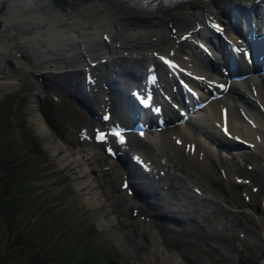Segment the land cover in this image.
<instances>
[{
	"label": "bare ground",
	"instance_id": "6f19581e",
	"mask_svg": "<svg viewBox=\"0 0 264 264\" xmlns=\"http://www.w3.org/2000/svg\"><path fill=\"white\" fill-rule=\"evenodd\" d=\"M61 1L57 4L56 0H0L2 91H9L27 75L73 68L77 73L84 71L90 78L89 88L99 87L100 102L94 104L104 112L112 101V72H132L129 64L114 61L115 58L127 55L131 61L135 57L144 59V69L152 70L161 62V56H170L187 68L204 74V85L218 80L224 82L226 89L219 90L220 94L215 97L199 92L197 101L205 102L201 108L203 112H191L183 121L177 120L180 114L167 99V115L177 126L170 132H157L153 136L154 144L173 149L184 147L187 154L201 160L208 171L220 164L219 146L235 165H239V146L244 141L259 151L264 161V73L250 68L251 60L243 51L239 54V64L244 75L239 79L229 77L221 58L215 54L217 49L214 48L213 56L221 72L200 57L195 45V39L209 35L207 21L222 24V32L230 41L243 43V38L223 13L226 4L219 0H194L163 10L138 13L131 8L112 5L107 0ZM248 1L243 0V3ZM252 15L256 19L255 14ZM212 37L215 41L218 35L214 33ZM21 51L26 53L23 57ZM8 57H12V62ZM169 67L164 65L165 69ZM163 70L160 69V86L156 87L161 90L160 96L164 95L162 91L178 94L175 87L179 88V85L174 86L172 77L164 74L168 70ZM117 89L121 91L119 87ZM41 90L37 84L30 95V120L35 123L51 154L69 167L76 189L91 208L99 227L111 232V239L125 252L134 250L142 241H150L155 252H139V257L162 262L159 256H168L175 264L183 263L180 253L164 243L157 220L164 217V212L155 199L144 198L145 194L153 195L157 191L154 186L144 190L141 168L128 158L129 151L124 149L123 154L117 155L118 163L112 158L106 159L95 140L91 144L86 141L70 143L62 138L50 127L40 108ZM130 112L132 107L126 108L124 115L128 116ZM222 125L227 127V134L221 131ZM141 141L147 144L144 139ZM139 152L134 154L148 161L149 158L142 157ZM208 174L205 172L204 176ZM126 179H129L126 187L134 188L131 193L123 187ZM174 188L179 185L175 184ZM131 207L136 208L137 217H132ZM260 264H264V258Z\"/></svg>",
	"mask_w": 264,
	"mask_h": 264
},
{
	"label": "rangeland",
	"instance_id": "374dc122",
	"mask_svg": "<svg viewBox=\"0 0 264 264\" xmlns=\"http://www.w3.org/2000/svg\"><path fill=\"white\" fill-rule=\"evenodd\" d=\"M22 52L23 57L26 53ZM135 58L131 61L125 55L114 61L129 64L134 71L144 68L146 61ZM157 66L163 69L160 63ZM118 73L112 72L110 77ZM84 74L68 67L51 69L43 75L25 76L7 92L0 88V190L12 182L21 191V210L16 220L19 229L24 228L23 241L4 248L5 222L0 215V256L4 264H27V253L50 247L46 257L43 255L35 264H60L68 258L69 264H175L168 256H159L162 262L139 257V252H155L150 241H142L134 250H121L111 239V232L99 227L91 208L79 195L69 167L51 154L30 120V95L39 84V105L50 127L70 143H93L89 136L98 119L89 113L84 102L98 111L100 92L83 90ZM134 81L128 78L122 83L125 92ZM115 93L117 96L111 93L109 109L114 118L129 122L124 115L127 107L122 106L123 99L117 98H121L119 91ZM169 124L150 133L152 142L157 132H170L177 126ZM147 135V144L132 135L125 146L130 152L140 151L149 158L150 170L142 171L138 166L142 186L146 191L154 186L158 195L155 200L163 212L178 216L174 221L164 215L157 220L165 245L180 253V264H259L264 258V161L260 152L239 149L240 162L235 165L219 146L220 164L208 171L184 147L154 146ZM97 146L105 152L101 143ZM105 155L110 159L106 152ZM116 158L112 159L119 163ZM205 172L209 174L204 176ZM175 184L179 188H174ZM135 210L131 207L132 217L139 214ZM41 214L44 218L36 220ZM51 236L57 237L54 248L46 244ZM42 259L45 261L39 262Z\"/></svg>",
	"mask_w": 264,
	"mask_h": 264
},
{
	"label": "trees",
	"instance_id": "16d2710c",
	"mask_svg": "<svg viewBox=\"0 0 264 264\" xmlns=\"http://www.w3.org/2000/svg\"><path fill=\"white\" fill-rule=\"evenodd\" d=\"M0 164L2 161L0 160ZM15 180V177H14ZM13 181V180H12ZM5 182V181H4ZM6 185V182L4 183ZM9 187L0 190V215L4 217L5 222V243L4 248L9 247L12 244H19L23 241L24 238V228L19 229L18 221L16 220V216L21 210V202H22V193L19 189H16L15 186L10 182L8 184ZM44 218V214L37 215L36 220H41ZM56 236H51L48 238L46 244L51 245L52 248L55 246ZM50 247H47L45 251H40V249L35 250L32 253H27V264H35L38 259H40L43 255L46 257L48 250ZM69 259L64 260L60 264H69ZM94 257L92 258V260ZM45 259H42L39 262L43 263ZM0 264H4L2 257L0 256ZM40 264V263H39ZM83 264H88L85 261Z\"/></svg>",
	"mask_w": 264,
	"mask_h": 264
},
{
	"label": "water",
	"instance_id": "95a60500",
	"mask_svg": "<svg viewBox=\"0 0 264 264\" xmlns=\"http://www.w3.org/2000/svg\"><path fill=\"white\" fill-rule=\"evenodd\" d=\"M56 1H57L59 4H61V2H62L61 0H56ZM10 62H11V61H10Z\"/></svg>",
	"mask_w": 264,
	"mask_h": 264
},
{
	"label": "snow or ice",
	"instance_id": "6c2138e0",
	"mask_svg": "<svg viewBox=\"0 0 264 264\" xmlns=\"http://www.w3.org/2000/svg\"><path fill=\"white\" fill-rule=\"evenodd\" d=\"M100 138L103 139V134H101Z\"/></svg>",
	"mask_w": 264,
	"mask_h": 264
}]
</instances>
